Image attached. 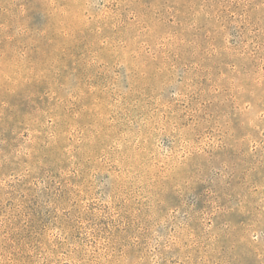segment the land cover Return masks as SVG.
Masks as SVG:
<instances>
[{
    "label": "rangeland",
    "instance_id": "rangeland-1",
    "mask_svg": "<svg viewBox=\"0 0 264 264\" xmlns=\"http://www.w3.org/2000/svg\"><path fill=\"white\" fill-rule=\"evenodd\" d=\"M0 264H264V0H0Z\"/></svg>",
    "mask_w": 264,
    "mask_h": 264
}]
</instances>
